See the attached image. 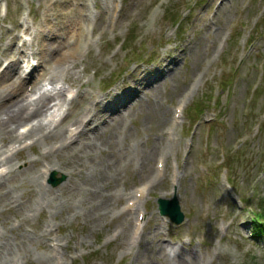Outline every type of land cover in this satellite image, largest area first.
Here are the masks:
<instances>
[{
  "label": "rangeland",
  "instance_id": "374dc122",
  "mask_svg": "<svg viewBox=\"0 0 264 264\" xmlns=\"http://www.w3.org/2000/svg\"><path fill=\"white\" fill-rule=\"evenodd\" d=\"M2 3L0 82L19 71L26 111L47 102L0 128L6 264H264V0Z\"/></svg>",
  "mask_w": 264,
  "mask_h": 264
},
{
  "label": "bare ground",
  "instance_id": "6f19581e",
  "mask_svg": "<svg viewBox=\"0 0 264 264\" xmlns=\"http://www.w3.org/2000/svg\"><path fill=\"white\" fill-rule=\"evenodd\" d=\"M73 28H75V27H73ZM76 33V32H75ZM68 34V33H67ZM79 34V33H78ZM80 38V37H79ZM73 42V41H72ZM56 43V42H55ZM79 43H81L80 41H79ZM62 44H64V43H62ZM48 45H51L50 47H53L54 48V46H52V45H54L51 41H50V43L48 44ZM66 45H68V44H66ZM73 45V44H72ZM10 46V45H9ZM42 46H44L43 44H42ZM49 47V46H48ZM80 47V46H79ZM3 48H4V46H3ZM7 48V47H6ZM42 48V47H41ZM60 49V48H59ZM65 49V48H64ZM43 50V49H42ZM41 50V51H42ZM50 50V49H49ZM53 50V49H52ZM57 50V49H56ZM4 52V51H3ZM51 52V51H50ZM54 52H55V50H54ZM10 53V52H9ZM47 53H48V51H47ZM46 53V54H47ZM58 53V52H57ZM55 53L52 57H54V59H55V62H57V63H59V62H63V60H67V58H69V57H71V56H74L75 57V55H76V52L75 51H73V50H68V48H67V51L65 50L64 52H60V53ZM7 54V53H6ZM37 54V53H36ZM38 55V54H37ZM43 55V54H42ZM44 55H45V53H44ZM40 56H41V54H40ZM48 56V55H47ZM35 57V56H34ZM48 59V58H47ZM43 60V59H42ZM49 60V59H48ZM160 60V59H159ZM37 61H38V59H37ZM11 62V61H10ZM17 62H18V60H17V58H15L14 60H12V64H13V66L14 65H16L17 64ZM54 62V61H53ZM67 62V61H66ZM39 63V62H38ZM44 63V62H43ZM51 64V63H50ZM61 64H63V63H61ZM9 65V64H8ZM38 65V64H37ZM43 65V64H42ZM169 65V64H168ZM8 67V66H7ZM51 67V66H50ZM57 67V66H56ZM17 68V67H16ZM46 68H47V66H46ZM40 69V68H39ZM50 69V68H49ZM8 70V69H7ZM38 70V69H37ZM46 69H45V67L44 68H42V69H40V72H38L39 74H38V76L40 75H42V74H44V71H45ZM55 70H57V69H55ZM167 70V69H166ZM14 71V70H13ZM172 72V71H171ZM14 73H15V71H14ZM14 73H12V70H8V71H6V78L3 80V81H1L0 82V128H1V130H5L4 132H8V130H7V128L9 127V125H8V121H10L11 120V122H13V121H17V120H24L25 118H29L30 116H35V115H37V113H39V112H41L40 111V109L43 107V106H45L46 104H47V102H46V99H45V97L44 96H39V97H37L34 101H33V105H32V107L35 105V108L34 109H32V111H26L29 107H27V109H26V105H23L22 103H19V102H22V101H24L23 100V97H24V93L27 91V85H26V83H25V81H24V79L19 75V74H15V75H13ZM50 73V72H49ZM48 73V74H49ZM53 73V72H52ZM56 73V72H55ZM47 74V73H46ZM165 74V73H164ZM2 75V74H1ZM174 75V74H173ZM138 76V75H137ZM154 76H156V75H154ZM3 77H5L4 75H3ZM49 78V77H48ZM139 78V77H138ZM1 79V78H0ZM33 79V78H32ZM50 79V78H49ZM37 80H38V77L37 78H35V79H33V82H30V83H32L31 84V86H35V85H33V84H35L36 82H37ZM32 81V80H31ZM39 82V81H38ZM160 83V82H159ZM152 85H154V83L152 84ZM138 86V85H137ZM140 88V87H139ZM152 88V87H151ZM154 88V87H153ZM157 88V87H156ZM144 90V89H143ZM147 90V89H146ZM153 90V89H152ZM154 91V90H153ZM143 93V92H142ZM89 94H91V93H89ZM139 94V93H138ZM14 96V99H9L11 96ZM8 96V97H7ZM12 96V97H13ZM84 97V96H83ZM82 97V98H83ZM96 97L94 96L93 98H92V100H94ZM89 99V98H88ZM49 100H50V98H49ZM87 100V99H86ZM96 100V99H95ZM90 101V100H89ZM116 101V100H115ZM125 101V100H124ZM91 102V101H90ZM128 102V101H127ZM135 103H137V102H135ZM90 104V103H89ZM125 104V103H124ZM103 105V104H102ZM107 105V104H106ZM91 106V105H90ZM96 106V105H95ZM109 106V105H108ZM130 106V105H129ZM22 107H23V109H22ZM113 108V107H112ZM45 109V108H44ZM119 109H121V108H119ZM126 109H128L127 108V106L123 109V110H118L117 111V115H119L120 116V114H123V112L122 111H126ZM37 110V111H36ZM72 110V109H71ZM97 110V109H96ZM159 110L161 111L162 109L159 107ZM90 112V111H89ZM102 112V111H101ZM69 113V112H68ZM71 113V112H70ZM69 113V114H70ZM161 113V112H160ZM115 114V115H116ZM125 114V113H124ZM158 114V113H157ZM71 115V114H70ZM95 115V114H94ZM104 115H105V113H104ZM115 115H113L112 116V118L115 116ZM159 115V114H158ZM99 116V115H98ZM122 116V115H121ZM83 117H86V116H83ZM101 117V116H100ZM116 117V116H115ZM80 120H81V118H80ZM89 120V119H88ZM96 120V119H95ZM19 121V122H20ZM83 121V119L81 120V121H79V122H82ZM86 121V120H85ZM101 121V120H100ZM23 122V121H22ZM91 122V121H90ZM89 123V122H88ZM78 124V123H77ZM15 125V124H14ZM73 125V124H72ZM96 126V127H95ZM105 126H107V124H102V126L101 127H99V125L98 124H95L94 125V130H93V133H92V135L96 138L97 137V135H98V133L103 129V127H105ZM11 127V126H10ZM77 127V126H76ZM37 128V129H36ZM78 128H80V127H78ZM82 128V127H81ZM97 128V129H96ZM34 129H36V130H40V128H38V127H35ZM77 129V128H76ZM76 129H74V130H76ZM89 129V128H88ZM91 129V128H90ZM60 130V128L59 127H56V128H54V130H53V134H55V133H58V132H60L59 131ZM84 130V129H83ZM86 130V129H85ZM3 132V131H2ZM37 132V131H36ZM44 132V131H43ZM78 132V131H77ZM85 132V131H84ZM12 133V132H11ZM28 133V132H27ZM30 133V132H29ZM52 133V132H51ZM32 134V133H31ZM79 134V133H78ZM83 134V133H82ZM89 134V133H88ZM2 135V134H1ZM5 135V134H4ZM50 135V134H49ZM42 136H43V134H42ZM47 136V135H46ZM55 136V135H54ZM59 136H61V135H59ZM30 137V136H29ZM56 137V136H55ZM72 137V136H71ZM70 137V138H71ZM65 139H66V137H65ZM76 139V138H75ZM74 139V140H75ZM79 140V139H78ZM98 140V139H97ZM106 140V139H105ZM68 141V140H67ZM83 141H84V139H83ZM87 141V140H86ZM85 141V142H86ZM94 141V140H93ZM93 141H90V142H93ZM90 142H88V143H90ZM108 142H110V141H108ZM107 142V143H108ZM68 143V142H67ZM81 143H83V142H81ZM104 143V142H103ZM112 143V142H111ZM76 144V143H75ZM98 144V143H97ZM113 145V144H112ZM117 145V144H116ZM65 146V145H64ZM69 146V145H68ZM114 146V145H113ZM75 147V146H74ZM101 147V146H100ZM77 148V147H76ZM91 148H92V146H91ZM78 149V148H77ZM82 149V148H81ZM83 150H85V149H83ZM117 151V150H116ZM75 153V152H74ZM148 153H150V152H148ZM87 154V153H86ZM110 155H112V154H110ZM77 156V155H76ZM79 156V155H78ZM93 156V155H92ZM113 156V155H112ZM85 158V157H84ZM91 158V157H90ZM73 159V158H72ZM76 160V159H75ZM95 160V159H94ZM86 162V161H85ZM100 163V162H99ZM101 164V163H100ZM99 164V165H100ZM85 165V164H84ZM89 165H90V163H89ZM72 166V165H71ZM74 167V166H73ZM97 168V167H96ZM57 169V168H56ZM103 171V170H102ZM55 174H56V172H55ZM72 174V173H71ZM91 174V173H90ZM98 175V174H97ZM89 176V175H88ZM2 177V176H1ZM6 177V176H5ZM80 177V176H79ZM3 178V177H2ZM100 178V177H99ZM6 180V179H5ZM95 180V179H94ZM98 180V179H97ZM95 182H96V180H95ZM95 182H94V184H95ZM4 182H0V188H2L3 187V184ZM6 186H8V185H6ZM4 188V187H3ZM6 188H8V187H6ZM1 191V190H0ZM140 191H141V189H140ZM140 191H139V193H140ZM6 192V191H5ZM143 192H144V190H143ZM136 193V192H135ZM138 193V194H139ZM4 194V193H3ZM143 194V193H142ZM137 195V194H136ZM5 196V195H4ZM131 197V196H130ZM129 197V198H130ZM1 199H2V197H1ZM105 199V198H104ZM4 200V199H3ZM2 200V201H3ZM104 201V200H103ZM101 204V203H100ZM18 206V205H17ZM99 206V205H98ZM103 206H104V204H103ZM132 206V205H131ZM130 206V207H131ZM104 210V209H103ZM12 237V236H11ZM12 239V238H11ZM2 241L3 242H0V264H6L5 262H4V257H5V255H6V253L9 251V249H10V246L9 245H13L14 243L12 242V241H10L8 238H5V240H3L2 239ZM156 242H158V241H156ZM160 243V242H159ZM150 244V243H149ZM161 246V245H160ZM158 247V246H157ZM173 247V246H172ZM12 254V253H11ZM13 255V254H12ZM193 255V254H192ZM7 256V255H6ZM15 256H16V253H15ZM178 256V255H177ZM7 258V257H6ZM15 258V257H14ZM12 258L10 257V260H11ZM176 259V258H175ZM178 260V259H177ZM17 262V261H16ZM174 262H175V260H174ZM13 263H14V261H13ZM13 263H11V264H13ZM182 263V262H181ZM178 264V263H177Z\"/></svg>",
  "mask_w": 264,
  "mask_h": 264
},
{
  "label": "water",
  "instance_id": "95a60500",
  "mask_svg": "<svg viewBox=\"0 0 264 264\" xmlns=\"http://www.w3.org/2000/svg\"><path fill=\"white\" fill-rule=\"evenodd\" d=\"M61 179H63V175L57 178L54 172L51 173L50 181L52 184H56ZM158 208L161 213L167 214L175 223H180L184 218V214L180 209L179 202L175 195L171 198H159Z\"/></svg>",
  "mask_w": 264,
  "mask_h": 264
},
{
  "label": "trees",
  "instance_id": "16d2710c",
  "mask_svg": "<svg viewBox=\"0 0 264 264\" xmlns=\"http://www.w3.org/2000/svg\"><path fill=\"white\" fill-rule=\"evenodd\" d=\"M261 210L255 211L250 219V231L252 234H264V198L260 202Z\"/></svg>",
  "mask_w": 264,
  "mask_h": 264
},
{
  "label": "clouds",
  "instance_id": "9594fccd",
  "mask_svg": "<svg viewBox=\"0 0 264 264\" xmlns=\"http://www.w3.org/2000/svg\"><path fill=\"white\" fill-rule=\"evenodd\" d=\"M230 254L232 255L233 259H235L236 255H237V251L235 249H232Z\"/></svg>",
  "mask_w": 264,
  "mask_h": 264
}]
</instances>
